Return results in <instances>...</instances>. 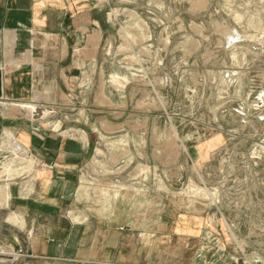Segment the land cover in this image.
I'll return each instance as SVG.
<instances>
[{
	"label": "rangeland",
	"instance_id": "374dc122",
	"mask_svg": "<svg viewBox=\"0 0 264 264\" xmlns=\"http://www.w3.org/2000/svg\"><path fill=\"white\" fill-rule=\"evenodd\" d=\"M110 19L123 128L96 133L79 212L117 202L126 264H264V0H113Z\"/></svg>",
	"mask_w": 264,
	"mask_h": 264
},
{
	"label": "crops",
	"instance_id": "0c3cea01",
	"mask_svg": "<svg viewBox=\"0 0 264 264\" xmlns=\"http://www.w3.org/2000/svg\"><path fill=\"white\" fill-rule=\"evenodd\" d=\"M112 1L0 0V264H126L117 202L78 210L96 133L123 128L108 103Z\"/></svg>",
	"mask_w": 264,
	"mask_h": 264
},
{
	"label": "water",
	"instance_id": "95a60500",
	"mask_svg": "<svg viewBox=\"0 0 264 264\" xmlns=\"http://www.w3.org/2000/svg\"><path fill=\"white\" fill-rule=\"evenodd\" d=\"M2 98V91H1V68H0V99Z\"/></svg>",
	"mask_w": 264,
	"mask_h": 264
}]
</instances>
